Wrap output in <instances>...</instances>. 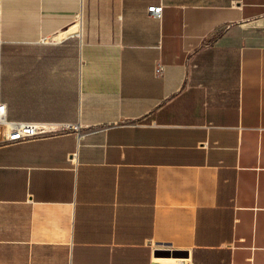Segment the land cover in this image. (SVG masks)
Returning <instances> with one entry per match:
<instances>
[{
	"label": "crops",
	"instance_id": "0c3cea01",
	"mask_svg": "<svg viewBox=\"0 0 264 264\" xmlns=\"http://www.w3.org/2000/svg\"><path fill=\"white\" fill-rule=\"evenodd\" d=\"M0 101V264H264V0H0Z\"/></svg>",
	"mask_w": 264,
	"mask_h": 264
},
{
	"label": "built area",
	"instance_id": "2783aa9c",
	"mask_svg": "<svg viewBox=\"0 0 264 264\" xmlns=\"http://www.w3.org/2000/svg\"><path fill=\"white\" fill-rule=\"evenodd\" d=\"M149 12L155 18H161L163 14L162 6H153L149 8ZM0 125L9 126L10 132L7 139L8 143L23 142L33 139L47 138L62 132L75 130L72 125H59L49 123H9L7 121V106L0 101ZM161 261V259H158ZM164 260V259H163ZM152 264H193L189 257L175 256L166 259L165 262H155Z\"/></svg>",
	"mask_w": 264,
	"mask_h": 264
},
{
	"label": "rangeland",
	"instance_id": "374dc122",
	"mask_svg": "<svg viewBox=\"0 0 264 264\" xmlns=\"http://www.w3.org/2000/svg\"><path fill=\"white\" fill-rule=\"evenodd\" d=\"M159 262H165V261L163 260V261H159Z\"/></svg>",
	"mask_w": 264,
	"mask_h": 264
}]
</instances>
